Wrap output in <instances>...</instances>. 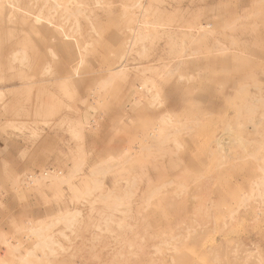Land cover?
Masks as SVG:
<instances>
[{"label":"rangeland","instance_id":"374dc122","mask_svg":"<svg viewBox=\"0 0 264 264\" xmlns=\"http://www.w3.org/2000/svg\"><path fill=\"white\" fill-rule=\"evenodd\" d=\"M0 264H264V0H0Z\"/></svg>","mask_w":264,"mask_h":264},{"label":"bare ground","instance_id":"6f19581e","mask_svg":"<svg viewBox=\"0 0 264 264\" xmlns=\"http://www.w3.org/2000/svg\"><path fill=\"white\" fill-rule=\"evenodd\" d=\"M52 178H53V177H52ZM52 178H51V179H52ZM58 179H59V178H58ZM43 180H44V179H43Z\"/></svg>","mask_w":264,"mask_h":264}]
</instances>
